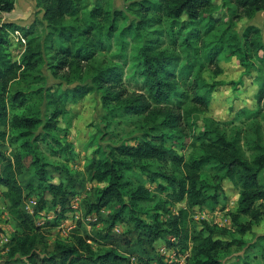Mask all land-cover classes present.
<instances>
[{
	"label": "trees",
	"instance_id": "trees-1",
	"mask_svg": "<svg viewBox=\"0 0 264 264\" xmlns=\"http://www.w3.org/2000/svg\"><path fill=\"white\" fill-rule=\"evenodd\" d=\"M220 1L226 10L220 16H215L218 5L214 0H139L130 5L129 12L137 18L129 29L144 40L140 49L142 85L138 91L127 88L124 66L92 65L118 30L117 21L125 17L122 12H116L112 20L111 12L97 2L88 19L78 25L79 16L86 8L85 0H37L46 23L43 40L37 36V25L27 28L0 19V188L5 189L0 196L9 204L10 213L21 220L23 230L14 236L9 258L19 254L30 264L129 261L118 254L115 246L96 253L88 240L79 236H76L77 245L59 243L54 254L41 258L37 253L38 235L29 222L30 215L23 209L26 198H35L24 195L19 179L30 162L43 189V205L38 202L37 214L46 210L47 195L52 197V207L61 208L56 217L59 225L67 219L66 212L72 211L71 200L77 196L74 181H50L51 169L57 172L60 168L51 167L49 157L67 164L75 159L71 142L59 137L66 134L59 128V121L70 114L68 106L79 104L94 90L102 92L105 104L115 103L126 114L153 123L138 143L110 147L105 158H93L87 168L91 180L106 185L98 191L90 212L98 215L104 208L113 209L106 221L108 232L117 223L128 220L135 222L140 232L137 239L140 247L148 245L155 252L156 241L164 239L166 232L160 229L158 220L149 225L139 218L145 211L141 204L152 199L144 185H134L133 178L140 181L141 175L152 183L165 179L168 186L164 190H172V203L186 201L189 207L212 211L220 205L223 182L229 181L239 195L237 209L231 213L238 234L246 235L264 220L261 182L264 135L257 122L264 111V39L262 31L255 26H249L242 35L235 30L239 21L251 20L264 11V0ZM14 10L13 0H0V15ZM182 19L185 21L180 24ZM68 20L74 23L67 24ZM105 23H109L108 28L104 27ZM15 42L21 49L17 57L12 49ZM226 51L237 57L245 71L257 73L255 99L259 110L242 113L254 120L251 124L254 139L244 136L238 126L229 129V123L212 119L205 120L202 132L194 130L195 118L209 111L216 87L205 80V69L209 67L215 76L220 75V57ZM45 65L53 77L64 80L69 88L53 91L47 87L42 73ZM87 72L91 82L85 85ZM179 78L183 79V86ZM181 87L185 88L184 92H180ZM174 96L191 97V106L172 104ZM186 138L192 139L191 146L196 149V155L188 161L177 150V147L185 149L181 141ZM244 141L248 142L251 157L246 154ZM41 144L51 153L48 158ZM67 164L63 170L69 174ZM154 164L161 167L155 171ZM155 210L169 211L161 203ZM155 217L159 219L158 214ZM186 217L187 212L182 210L172 220V233L178 237H174L175 245L182 252L190 248L183 227ZM206 231L207 235L201 232L192 237L188 264H223L220 252L233 246L232 242L213 237L217 233L226 234L227 229L207 226ZM182 234L186 240H180ZM110 235L105 237L110 239L109 245H115L116 238ZM153 257H158L156 264H166L159 252Z\"/></svg>",
	"mask_w": 264,
	"mask_h": 264
},
{
	"label": "rangeland",
	"instance_id": "rangeland-1",
	"mask_svg": "<svg viewBox=\"0 0 264 264\" xmlns=\"http://www.w3.org/2000/svg\"><path fill=\"white\" fill-rule=\"evenodd\" d=\"M15 3V10L12 13H3L0 15L2 22H13L27 28L32 25H37L39 32L38 37L42 40L46 35V23H44V11L37 6V0H13ZM139 0H85V10L80 14L78 25L88 19L90 10L98 2L105 10L111 12V19L116 16V12H122L124 18L117 21L118 30L113 38L106 42V50L97 56L93 62V66H124L126 71V85L131 91H138L141 89L142 79L140 76L141 62L140 49L143 45V38L130 30L131 24L136 21V16L129 12V7L132 3ZM216 1L217 13L215 16H220L226 13L220 0ZM185 19L180 20L182 24ZM70 20L67 24L72 25ZM168 23L166 24L167 27ZM249 26H255L262 31L264 39V11L258 13L253 19H243L237 23L235 30L242 35ZM105 28L109 27V23L104 24ZM20 34V33H19ZM21 35V34H20ZM19 36V35H17ZM20 38V37H19ZM17 41V40H16ZM23 42V41H22ZM12 48L14 55L20 53L18 43H14ZM185 60H182V64ZM222 73L215 76L213 71L207 67L204 72L205 80L210 84H215V91L213 100L209 111L206 114H201L194 121V130L196 133L204 130L205 120L212 119L216 122L229 123V129L233 126H238L243 129V135L254 139V127L251 126L254 120L247 115L250 112L259 110L257 101L255 99L258 86L256 83L257 73L251 71L248 73L239 64L236 56H233L228 51L224 52L220 57L219 63ZM46 78V86L56 90H66L69 85L62 79H56L52 76L51 71L45 65L42 71ZM91 75L87 72L84 75L83 83L90 84ZM178 82L183 86V79L179 78ZM193 82V77L190 78V83ZM185 88L181 87L180 92H184ZM182 103L184 108L191 106V97L183 99L179 96H174L172 104L177 105ZM70 114L61 118L59 121V128L65 130L66 134L61 133L59 137L63 140H68L73 146L75 159L67 164L62 159H55L49 157V153L45 149V145L41 144L46 157L50 158L51 167L58 166L60 169H51L49 174L50 181L59 183H68L70 179L74 181L75 192L77 196L71 200V210L66 212L67 219L59 222L56 220L58 212L61 208L52 207V197L47 195L46 210L36 211V207L43 205V189L40 188V182L35 174L30 162H27L23 173L19 179L24 187V195L28 197L23 202L24 211L30 215L29 222L33 228L34 233L38 235L37 253L41 258L50 256L55 253L57 244L61 243L67 246H74L78 244L76 236L86 238L96 253L109 250L112 246L116 247L118 254L127 258L129 261L121 262L119 264H156L159 252L158 249L164 247L166 242L171 243L176 236L172 233V220L174 217L180 216V211H186L187 217L184 220L183 227L186 229L187 240L182 234L180 240L185 239L190 245L192 237L197 233L204 232L208 234L206 227H220L227 229L226 234H214V239H221L227 242H232L233 246L226 251L219 254V259L223 264H264V220L258 225H255L251 232L246 235H240L237 228L231 220V213L237 209L238 191L234 188L231 182H223V195L220 200L219 207L212 211L209 208L200 209L198 207H189L187 202L172 203V190H164L168 186L165 179L159 178L157 182H150L147 176L141 175L140 181L134 180V185H144L150 192L151 200L141 204L144 213L140 214L139 218L149 225H154L158 220L160 229L166 232L164 239L156 241L154 247L155 252L151 247L146 245L140 247L137 243L140 232L136 229L135 222L128 221L117 223L111 232H108L106 221L113 209L104 208L98 213L99 221L95 224L88 222L87 217L94 214L90 212L92 205L98 199V191L102 190L106 185L104 183H97L91 180L88 174V166L93 158H105L110 147L119 146L122 143L136 144L141 139L142 135L148 131L153 124L142 117L131 116L124 112V110L116 106L115 103L105 104L102 92L94 90L82 102L75 106H68ZM259 123V131L264 135V111L257 118ZM166 132L167 130L164 129ZM257 130V129H256ZM185 144V149L177 150L188 161L196 155V149L192 145V139H183L181 141ZM248 142L244 141V148L248 157L251 153L248 151ZM11 153V149L8 150ZM67 164L69 174L64 172L63 168ZM161 166L154 164L152 169L158 170ZM170 168V165H165ZM139 172V170H137ZM59 172V173H58ZM261 182L264 184V171L261 175ZM5 189L0 188L2 193ZM35 199L36 206H31V209L26 208L29 200ZM167 201V202H166ZM165 205L168 213L158 212L155 210L159 204ZM33 211V214L29 213ZM24 213V212H22ZM156 214L159 219H156ZM77 215L79 219H77ZM93 216V215H92ZM33 217V218H32ZM182 219V218H181ZM21 220L10 213L9 204L0 196V264H30L28 259L16 255L14 258H9V253L14 245V236L22 233L20 225ZM64 223V224H63ZM181 230V229H179ZM109 237L116 238L115 245H109L107 234ZM178 238V237H176ZM127 241L131 243L128 244ZM180 248V247H178ZM131 258H135L132 259ZM78 264H94L87 261ZM95 264H99L95 262ZM112 264V263H110Z\"/></svg>",
	"mask_w": 264,
	"mask_h": 264
},
{
	"label": "built area",
	"instance_id": "built-area-1",
	"mask_svg": "<svg viewBox=\"0 0 264 264\" xmlns=\"http://www.w3.org/2000/svg\"><path fill=\"white\" fill-rule=\"evenodd\" d=\"M17 34H19V33H17ZM23 42H25V41L23 40ZM36 205H37L36 200L31 199L28 201L26 208L28 210H30L31 206H36ZM29 213L33 214V211H31ZM92 215H90L86 218L87 221L97 223L98 222V215L95 213ZM77 219H79L78 215H77ZM171 239H172V241L170 244L166 243V245L164 247L158 249L159 254L164 258L166 264H188L189 258L191 257L192 248H189V250H187L186 252H182L175 245L177 243L176 238H171Z\"/></svg>",
	"mask_w": 264,
	"mask_h": 264
}]
</instances>
